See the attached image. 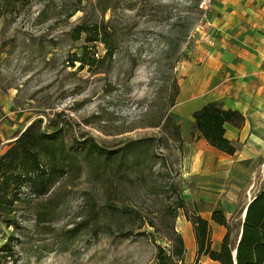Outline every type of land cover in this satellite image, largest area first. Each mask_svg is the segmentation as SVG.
Masks as SVG:
<instances>
[{"label": "rangeland", "instance_id": "1", "mask_svg": "<svg viewBox=\"0 0 264 264\" xmlns=\"http://www.w3.org/2000/svg\"><path fill=\"white\" fill-rule=\"evenodd\" d=\"M199 1L0 0V154L32 121L47 131L61 128L65 144L79 150L48 191L35 195L23 184L12 211H0V245L9 247L0 264H156V244L172 245L170 224L191 233L182 208L174 218L162 213L175 205L173 185L191 213L185 191L192 178L184 167L205 149L190 111L200 101L179 92L186 84L190 94L188 75L217 40L246 33L236 26L242 22L232 25L235 32L222 28L228 12L251 7L264 20V0H208L207 8ZM204 19L211 21L205 33L196 30ZM80 22L105 28L112 53L95 40L87 49L93 63L74 59L83 40L72 29ZM168 114L179 140L174 126H163ZM247 171L239 181H217L247 186L255 178L256 192L264 181ZM188 241L182 264H204Z\"/></svg>", "mask_w": 264, "mask_h": 264}, {"label": "trees", "instance_id": "2", "mask_svg": "<svg viewBox=\"0 0 264 264\" xmlns=\"http://www.w3.org/2000/svg\"><path fill=\"white\" fill-rule=\"evenodd\" d=\"M76 9H73V11ZM74 39H81V53L74 59L81 63H93L95 56L87 51L88 44L99 40L105 44V54L112 53V41L107 36L105 28L101 25L80 22L72 29ZM83 34V35H82ZM178 85L174 82V91L177 93ZM194 128L207 142L216 149L232 154L236 144L225 135V123L241 126L244 115L239 109L224 108L216 101H207L192 112ZM174 126V136L180 139L178 123L168 114L165 116L164 127ZM61 128L47 131L40 128L36 121H32L13 139L9 148L0 154V211L10 212L13 201L18 198L19 188L26 184L31 193L41 195L57 178L65 175L70 167L77 161L78 149L74 145L65 144ZM147 138L135 139L131 143H141ZM94 146V150L101 151L102 147ZM129 144L123 149H127ZM92 146V147H93ZM175 205L166 208L162 213L166 217L174 218L177 209L182 208L187 219L194 228L196 243V258L200 254H207L220 264H264V183L251 196L244 207V216L238 223L232 224L223 208L216 207L211 210L210 219L226 227L220 239L218 248L211 246V228L209 219L200 214L187 213L184 199L176 185ZM148 221V220H147ZM153 225L152 220L148 221ZM171 247L166 248L156 244V264H182L186 246L182 234L173 224L167 227ZM145 232V231H141ZM6 242L0 245V252L9 253ZM235 251L234 255L232 254ZM1 259V258H0ZM179 261V263H178Z\"/></svg>", "mask_w": 264, "mask_h": 264}, {"label": "crops", "instance_id": "3", "mask_svg": "<svg viewBox=\"0 0 264 264\" xmlns=\"http://www.w3.org/2000/svg\"><path fill=\"white\" fill-rule=\"evenodd\" d=\"M228 13L222 28L226 25L228 30L235 32V29H231L232 25L242 22L236 26L239 32L245 30L246 33L231 39L217 40L202 67L196 69L192 76L188 75L190 94L185 95L186 84L179 92L181 99L195 96L200 101L199 105L190 110L191 114L207 101L220 100L222 107L239 109L244 115L241 126L225 123V135L236 144L232 154L214 148L203 137H199L198 144L205 149L193 152V157L188 159L184 167L186 179L192 178L185 191L190 197L187 205L193 208L191 212L209 219L213 248H218L226 227L210 219L211 210L221 207L230 218L233 205L239 199V190H243L245 200L239 210V219H242L244 207L255 193L252 188L256 183L255 178L247 186L234 183V180L217 181L218 175H228L239 181L247 169V172L252 173L257 170L260 181H264V20L251 7L242 8L239 12L232 10L234 14ZM0 135L3 136L1 129ZM192 229L191 233H180L185 244L189 240L192 245L191 239L194 240L193 254L196 243L193 226ZM199 258L204 264H220L207 254H200Z\"/></svg>", "mask_w": 264, "mask_h": 264}, {"label": "built area", "instance_id": "4", "mask_svg": "<svg viewBox=\"0 0 264 264\" xmlns=\"http://www.w3.org/2000/svg\"><path fill=\"white\" fill-rule=\"evenodd\" d=\"M207 1L208 0H200L198 5L202 8H207V4H206ZM210 24H211V21H209L208 19H204L203 21H201L200 24L196 26V30L197 31L201 30L205 33L207 29L209 28Z\"/></svg>", "mask_w": 264, "mask_h": 264}, {"label": "water", "instance_id": "5", "mask_svg": "<svg viewBox=\"0 0 264 264\" xmlns=\"http://www.w3.org/2000/svg\"><path fill=\"white\" fill-rule=\"evenodd\" d=\"M234 253H235V251H233V253H232V254L234 255Z\"/></svg>", "mask_w": 264, "mask_h": 264}, {"label": "bare ground", "instance_id": "6", "mask_svg": "<svg viewBox=\"0 0 264 264\" xmlns=\"http://www.w3.org/2000/svg\"><path fill=\"white\" fill-rule=\"evenodd\" d=\"M245 213H244V210H243V215H244Z\"/></svg>", "mask_w": 264, "mask_h": 264}]
</instances>
